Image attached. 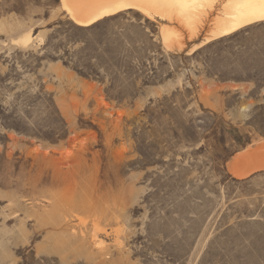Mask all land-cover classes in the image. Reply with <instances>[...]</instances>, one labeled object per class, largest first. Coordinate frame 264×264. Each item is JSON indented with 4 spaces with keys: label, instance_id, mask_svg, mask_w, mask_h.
<instances>
[{
    "label": "rangeland",
    "instance_id": "1",
    "mask_svg": "<svg viewBox=\"0 0 264 264\" xmlns=\"http://www.w3.org/2000/svg\"><path fill=\"white\" fill-rule=\"evenodd\" d=\"M59 5L0 0V264H264V174L224 166L264 136V22L169 51L156 17ZM73 200L121 209L72 222L105 262L39 208Z\"/></svg>",
    "mask_w": 264,
    "mask_h": 264
},
{
    "label": "bare ground",
    "instance_id": "2",
    "mask_svg": "<svg viewBox=\"0 0 264 264\" xmlns=\"http://www.w3.org/2000/svg\"><path fill=\"white\" fill-rule=\"evenodd\" d=\"M59 8L74 24L82 27L126 11L142 14L148 19L156 17L163 22L161 41L169 51L181 50L184 40L195 39L206 27L208 30L197 47L264 22V0H60ZM28 39L25 36L21 41L27 43ZM239 156L241 154L235 155L226 164V170L234 179L243 180L264 170L263 167L237 173L235 168L242 162V159L237 160ZM60 204L53 201L39 207L45 209L43 216L47 224L53 230L68 233L81 247L87 246L85 251L89 255L97 256L105 262L109 253L99 240V231L95 227L98 225L94 222V229L87 231L77 229L72 222L78 220L80 214H88L93 221L110 227L119 224L121 209L116 204L111 208L99 209L90 202L78 200ZM101 231L107 233L106 230Z\"/></svg>",
    "mask_w": 264,
    "mask_h": 264
},
{
    "label": "water",
    "instance_id": "3",
    "mask_svg": "<svg viewBox=\"0 0 264 264\" xmlns=\"http://www.w3.org/2000/svg\"><path fill=\"white\" fill-rule=\"evenodd\" d=\"M241 154L238 159H242V162L236 166L235 170L237 173H245L253 169L263 168L264 167V136L259 138L258 140L251 142L245 146H243L240 150L232 153L227 161L225 162V171L226 164L235 157V155ZM264 174V170H260L259 172L251 174L249 177L243 180H235L237 182H244L252 179L256 175Z\"/></svg>",
    "mask_w": 264,
    "mask_h": 264
}]
</instances>
